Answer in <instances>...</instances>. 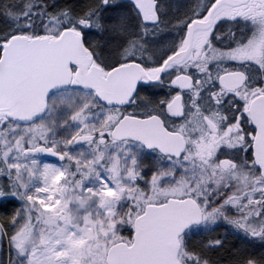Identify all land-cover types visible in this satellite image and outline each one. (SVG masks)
I'll list each match as a JSON object with an SVG mask.
<instances>
[{
  "label": "snow or ice",
  "instance_id": "6c2138e0",
  "mask_svg": "<svg viewBox=\"0 0 264 264\" xmlns=\"http://www.w3.org/2000/svg\"><path fill=\"white\" fill-rule=\"evenodd\" d=\"M0 264H264V0H0Z\"/></svg>",
  "mask_w": 264,
  "mask_h": 264
}]
</instances>
